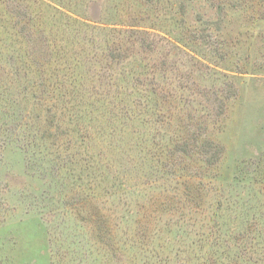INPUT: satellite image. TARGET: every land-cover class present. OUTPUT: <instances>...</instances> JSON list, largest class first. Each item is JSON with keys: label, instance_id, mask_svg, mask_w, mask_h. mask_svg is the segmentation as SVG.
<instances>
[{"label": "rangeland", "instance_id": "rangeland-1", "mask_svg": "<svg viewBox=\"0 0 264 264\" xmlns=\"http://www.w3.org/2000/svg\"><path fill=\"white\" fill-rule=\"evenodd\" d=\"M0 264H264V0H0Z\"/></svg>", "mask_w": 264, "mask_h": 264}]
</instances>
